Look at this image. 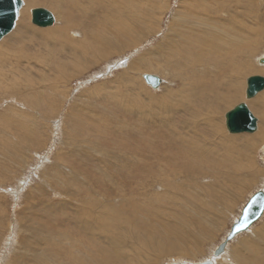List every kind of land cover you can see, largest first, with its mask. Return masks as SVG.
Returning a JSON list of instances; mask_svg holds the SVG:
<instances>
[{"label":"rangeland","instance_id":"rangeland-1","mask_svg":"<svg viewBox=\"0 0 264 264\" xmlns=\"http://www.w3.org/2000/svg\"><path fill=\"white\" fill-rule=\"evenodd\" d=\"M22 1V8L30 6L26 20L29 27L37 31H48L60 24L55 8L32 3L33 0ZM209 1L219 7H225V10L230 7L233 12L226 15L223 12L207 13L209 7L204 3L208 4ZM144 2L149 9L138 21L140 29H146L142 37L131 30L125 48L112 51L98 61L97 56L91 55L77 62L80 70L77 74L66 68L56 69L52 65L46 66L38 62L35 57H44L40 43H32L29 51L23 52L25 55L30 54L27 57L33 62L24 63L22 68H18L15 63L19 53H13L12 67L5 68L6 73L0 79V264H41L44 261V264H70L74 260L84 259L88 264H95L92 258L102 255L105 246L109 249L107 258L110 264H201L205 262H201L204 259L212 262L214 249L226 238L231 224L241 214L244 203L257 190L263 189L264 146H257L250 151L245 149L239 159L242 163L238 166L231 165L233 171L226 168L217 169L214 165L217 162L212 160L211 163H203V171L198 174L191 170L187 156L176 155L173 147L178 146L169 136L173 132L177 133V130L169 124L172 120L179 121L178 118L183 115L175 111L178 100L174 96L169 97L167 91L173 86L181 96L187 94L188 90L191 96H203L204 98H201L204 100L196 98V101L197 104L201 101L202 105L206 106V99L213 100L214 97L212 94L203 93L200 88L204 85L198 86V83H217L216 91L227 93L224 84L230 82L232 87H240L238 98L232 95L231 104L224 103L221 98L219 110L215 113L211 111V108H215L211 107L207 113H202V117L195 111L184 115L183 122L187 125L183 124L182 129L187 126L186 131L201 130V135L204 134L207 138L202 130L203 126L200 125V118L204 119L203 121L210 118L218 124L222 137L237 139L243 135L249 137L257 133L258 131L230 134L226 127L225 115L237 104L247 102L258 118V128L264 120V111L253 105L255 100H246L247 78L257 74L264 76V64L259 62V59L264 58V0H202L203 5L199 7L191 5L195 0H153L159 8H156V11L155 4L154 8H150V0ZM192 6L198 7L197 12L200 9L207 15H192ZM39 7L53 13L55 24L52 27L43 28L32 23L31 11ZM201 7H206V10ZM21 11L15 29L20 23ZM216 26L224 31H218ZM237 28L242 33L239 47L243 45V41L248 42L245 39L250 40L247 43L249 53L236 52L232 57L228 53L231 52L229 46L224 41L219 43L218 34L225 38L227 34H231L232 29ZM81 31V28L76 29L78 33ZM185 32H192L195 38L204 42L183 47L186 43L183 35ZM10 33L0 41V54L12 58L9 54ZM80 35L84 37L83 34ZM211 35L214 38L217 36L216 40H213ZM77 37L79 38V35ZM212 41L214 44L219 41L218 45L223 50L219 52L217 48H210ZM174 43H178V47L180 44L182 48H186L185 51H200L203 57L207 58V64H191V69H195L194 74L204 73L205 70L207 74V77L195 80L196 85L193 86L197 93L194 89L189 91L188 82L181 81L184 79L176 78L174 85L170 82L172 71L168 62L171 60V52L175 50L171 49V46H175ZM233 47L236 49L235 46L231 49ZM48 60L51 63L55 61L52 56H49ZM131 61L138 62L136 67L132 70L125 69ZM244 61L257 71L244 68ZM143 62L149 65L144 66ZM110 67L112 69H109ZM182 70L186 75L189 74L186 73L188 70ZM233 71L237 73L233 74ZM142 74L159 76L163 80L160 90H149ZM70 75L73 76L68 80ZM233 83H237L236 86ZM259 97H264V94ZM155 100L161 101L165 109L162 110V107L158 106L157 110L149 114L148 110ZM157 112L161 116L155 117ZM140 122H144L143 125L139 126ZM151 133L153 143L148 142ZM212 140L214 143L215 140ZM207 147L214 150L215 156H224L225 151L217 145ZM139 150L144 152L140 153ZM137 155L149 164L147 169L143 170L145 166L138 169L140 158ZM245 155L248 158L243 160ZM163 159H166L165 162L161 161ZM167 160L170 166L164 165ZM248 160L252 161L251 164L247 163ZM252 164H255L253 171H247ZM165 167V176L173 181H183V188L166 190L164 186L158 185L156 177L164 176L160 170ZM139 171L147 172L145 175H139ZM130 173H136V176H129ZM186 175L188 177L183 178ZM151 176L155 177L152 182L157 183L156 185L145 184ZM155 190L159 193L152 209L156 217L147 224L141 222L143 233L136 232L134 225L139 224L127 226L124 235L120 230L113 231L119 208L124 205V196L137 200L138 197L146 195L155 196ZM119 195L122 200L117 199ZM146 200L145 198L144 201L130 203L127 207L143 205ZM105 210L108 211L105 213ZM165 211L181 214L185 220L179 225V230L180 235L186 237L187 244L177 240V243H184L181 252L167 251L166 254H159L160 249L165 250V241L147 231L150 225L159 229L163 227ZM104 213H112L115 217L100 219ZM121 218L129 217L121 211ZM82 222L91 225V231L95 233L91 240L95 241L92 242L94 245L89 240L86 241L87 245L85 241L71 240L81 239L82 234L78 233L77 228ZM195 224L198 225L194 226ZM40 227L43 231V242L41 231L37 233ZM204 231H211L213 235L206 238ZM64 235L67 239L59 240V237ZM195 240L200 241L198 247L195 246ZM55 242L61 243L59 249L57 244L54 246ZM54 253L59 255L58 258ZM223 257L217 264H264V220L258 223L251 233L233 242Z\"/></svg>","mask_w":264,"mask_h":264},{"label":"bare ground","instance_id":"bare-ground-1","mask_svg":"<svg viewBox=\"0 0 264 264\" xmlns=\"http://www.w3.org/2000/svg\"><path fill=\"white\" fill-rule=\"evenodd\" d=\"M144 1L145 0H141V2H139L138 0H33L32 3L35 2L38 5H41V4L42 5H48V6H51V7L55 8L57 10L58 16L60 18V24L57 27H54L53 29L48 30V31H37V30L29 27V25L26 23L30 6H25L24 8H22L21 17H20V23H19V25H17L18 27L15 29V31L10 33V35H9L10 36L9 43H10V46H11V49L9 50V54H10V56H12V58L8 57L6 54H3V53L0 54V79L6 73L5 68H8L10 66L12 67V60H13V56H14L13 53H16V52L19 53V56H18L19 58H18L17 62H15V63H17V65H18L17 67L18 68L24 67V63L29 64V63L33 62V60H30V58L27 57L30 54L29 55H25V53H23L24 51L25 52L29 51L28 49L31 48V44L32 43H35V44L40 43L41 44V49L47 51V52H43V50H41V52H42L41 54L44 55V57L42 56L43 58H39V57H35L34 56L38 62H40L41 64L46 65V66L47 65H52L56 69H64V68H66L73 74H77L80 71L79 68H78L77 62L83 61V60L87 59L88 57H90L91 55L97 56V61H98L99 59H103V58L107 57V55L110 52H112V51H120V50H122L126 46V40H127L128 36H129V32L131 30H132L133 33H136L137 35H139L141 37H142V34L144 33V31L146 30V29H144V31L141 30L140 26L138 24V21L140 20V16L142 14H145V11L147 9H149L148 6H145L147 4ZM150 1L152 2V3H150L151 4L150 8H154L153 4H155L154 10L156 11V8H158L156 6V3L153 2V0H150ZM203 1H205V0H203ZM220 1L222 2V0H220ZM217 2H219V1H217ZM223 3H224V1L222 2V4ZM193 4L199 7V6L203 5V2H202V0H195V2L192 3L191 5H193ZM234 4L237 5L236 3H234ZM204 5H206V7H209V8H212V9L216 10V11H214V10L212 11L209 8H208V10H206V7H201L202 9L205 8L204 10H206L207 13L223 12L226 15V14H230V13L233 12V9L230 8V7L225 10L224 9L225 7H223V8L219 7L217 4H213L211 2L208 3V4L204 3ZM189 7H191V6H189ZM198 7L195 8L194 6H192V9H190V13L192 15H196V16H199V15L204 16L206 14V13H204L205 11L202 12L199 9V11H198L199 13H198L197 12ZM245 17H247V15ZM212 23H213V21H212ZM232 25H234L233 22H232ZM240 26H243V25L240 24ZM50 27H52V26H50ZM217 27L218 26H216V29H217ZM244 27L247 28L245 25H244ZM80 28H81L82 31H81V33L80 32L79 33L83 34L84 37H82L78 32H76V29H80ZM217 30L218 31L219 30L220 31H222V30L224 31L223 28H219ZM179 31H177V32H179ZM182 32H184V31H182ZM231 34H227L225 36V38H224V36H221V34H218V38L220 40V42L219 41L218 42L221 43V42L224 41L229 46V49L231 50V52H228V53L232 57L235 56L236 52L237 53L241 52L242 54H248L249 53V48H248L247 43L250 42V40L245 39V41H248V42L244 43V41H243V45H241V47H239V39H242V37H240V35H242L241 30L238 29V28L235 29V30L232 29ZM77 35H79V38L77 37ZM179 35L182 38V33H180ZM183 35H184V39H185V42H186L185 44L183 43L184 44L183 47H185V45L188 46L189 44L190 45H192V44L196 45V43L199 44V43L204 42L203 40H201L199 38H195V36L192 35V32H190V33H186L185 32V33H183ZM177 37H179V36H177ZM216 37L214 38L211 35V38L213 40H216ZM181 40H183V39H181ZM43 42H45L47 44H44ZM172 42H173V40H172ZM218 42H217V44H214V42L212 41L210 48L211 47H213L214 49L217 48L218 51L220 52L223 49L221 48V46L218 45ZM177 44L178 43H176V45ZM174 45H175V43H174ZM176 45L175 46H171V49L174 48L175 50L173 52H171V60L168 62V67L172 71L170 82L173 83V85H174L175 82H176V80H175L176 78H178L180 80L184 79V80H181V81L188 82V84H189L188 89L190 91V90L195 88L193 86V85H196L195 84V80L197 78H203L205 76V74H206V70L204 71V73H202V72L199 73L198 72V74H194V70L195 69H191V64L196 65V66L200 65L201 63L207 64V58L203 57V55H202V53L200 51H197V50H196L197 52L196 51H193V52L192 51H185L186 48L185 49L182 48L180 44H179V47L176 46ZM232 46H235L236 49L234 47H233V49H231ZM58 49H61L62 51H59ZM49 56H52V59H54L55 61L51 63V61H50L51 59L48 60ZM177 57H180L182 60H179ZM248 59H249V57H248ZM228 61H229V59H228ZM8 62H9V64H8ZM246 62L248 63V61H246ZM137 63L138 62H133L132 63V61H131V63L125 69L129 68L130 70H132V69H134L136 67ZM244 63H245V61H244ZM257 64H258V60H257ZM6 65H7V67H6ZM143 65L144 66H148L149 64L143 62ZM194 68H197V67L194 66ZM244 68L250 69V71H257L256 68H254V67L252 68L251 65H247L246 63L244 65ZM10 69H13V68H10ZM109 69H112V67H110ZM182 69L188 70V72L186 71V73H189V74L186 75L185 71H183ZM235 73H237V72L233 71V74H235ZM106 74H108V72ZM144 75H146V74H142V77H144ZM249 75H251V74H249ZM71 76H73V75H70L69 77H67V79L69 80ZM205 77H207V76H205ZM209 82H211V81H207V82H204V83H201V82L198 83V86H203L204 85L202 88H200L203 93L212 94L213 97H214L213 100L206 99V101L209 103V104L207 103L206 106L202 105L201 101L199 102V104H197V101H196V98H200V99L204 100L203 96H201L203 98L195 97V96H197V94H193L191 96V95L188 94V90H187V94L184 93L183 95L180 96V93L178 92V90H174L173 86L170 89H168V91H167L168 96L169 97L170 96H172V97L174 96V98H176L178 100V103H177L175 111L178 112V113H181L183 116L195 111L199 115V117L200 116L202 117V113H204V112L207 113L210 110L211 107L215 108V109L211 108V111L213 113H215V111L219 110L218 104H219V101L221 100V98L224 101V103H230V104H231L232 95L234 96V98H236V97L238 98L239 93H240V87H239V89H236L237 87H232V84L230 82H227L226 84H224L225 88H227L226 89L227 93H219L218 91H216L217 87H218V84L217 83L209 84ZM236 84L237 83H235L234 86H236ZM162 85H163V82L159 86L158 89H153V88L149 87L148 85H146V86L151 91H159L160 88L162 87ZM194 91H195V93L198 92L195 89H194ZM261 94H264V90L261 91L253 99H251V100H247L246 99V100L249 101V102H254V100H255V103H253V105L255 107H257L260 111H264V97H259ZM158 106H161L162 110L165 109V107L162 105L161 101L155 100V101L152 102V106L149 108L148 113L151 114L152 111L157 110ZM164 115H166V114H164ZM154 116L155 117L156 116H161V114L159 112H157ZM183 116L178 118V119H180L179 121L175 120V121H178V122H175V121L172 120V118H169V119L172 120L170 122V124L168 123L169 126H171L173 129L177 130V133L173 132L172 134H170L169 139L173 140L174 144L178 146V147H173V149H175L176 155L177 154H181V155L187 156L188 161H189L188 165L191 167V170L193 172H195V173L198 172V174H199L200 172H202L203 171L202 170L203 163L204 164L206 162L207 163H211L212 160H215V162H217L216 164L213 163L215 166H217L216 167L217 169H222V168L225 169L226 168L228 171H233V168L231 167V165L234 164V165L238 166V164L242 163L239 159L245 153V151H244L245 149H248V151H250L252 148H255L257 146H259V148L264 146V120L261 122L262 124H260V127L257 129L258 132L255 133L254 135H251L249 137H247V135H243V136H240L237 139H233V138L222 137L221 136L220 131H219L220 129H219V126L216 123V121L213 122V121L210 120V118H208L207 120L203 121L204 119L200 118V125L203 126L202 130L206 133V135H207V138H206L204 134L201 135V130H196V131L189 130V131H186V129L188 130L187 126H186V128L182 129L183 128V124H186L185 121L183 122ZM166 117H168V116L166 115ZM166 117L164 116L163 119H165ZM146 120H148V119H146ZM225 120H226V115H225ZM163 121L165 122V121H167V119L163 120ZM143 123L144 122H140L139 126L143 125ZM184 127H185V125H184ZM167 131H169V130H167ZM97 132L101 133L99 131H97ZM169 132H172V131H169ZM245 133H247V132H245ZM230 134H232V133H230ZM239 134H242V133H239ZM152 135H153V133L149 134V139H148L149 143H153ZM166 137H167V135H166ZM212 139L215 140L214 143H213ZM216 140H218V141H216ZM212 144L213 145H217L218 148H222L225 151V153L223 154L224 156L222 158H219V156L217 157V155L215 156V153L213 152L214 150H212L211 147H207L209 145H211L213 147ZM158 145H160V144H158ZM168 145H169V143H168ZM215 149H216V147H215ZM232 149H235V150L232 151ZM147 150H148V148H147ZM154 150H153V152H154ZM139 151H140V153L144 152L143 150H139ZM227 151H229L230 154H229V152L226 153ZM150 154H152V153H150ZM147 155H149V154H147ZM168 157H170V156L168 155ZM168 157L166 159H168ZM247 158H248L247 155L243 156V160H246ZM160 159H162V158H159V160ZM165 160L163 159L161 161L165 162ZM139 162L140 163L137 165L138 169H139V167L145 166V168L143 169V170H145V169H147L149 167V164H147L146 160H144L143 158H140ZM174 162L177 163L178 161L175 160ZM251 162H252L251 160H248L247 163L251 164ZM164 165L165 166H170L169 165V161L167 160V162ZM253 165H255V164H252L251 167H248L247 171H249V170L253 171V168H254ZM186 167L187 166H185V168ZM175 168H177V167H175ZM179 168L182 169L181 166ZM166 169L167 168L165 167V168H162L160 170L161 171V175H164V176L156 177V182L158 183V185L162 186V187L164 186L166 188V190L172 189V188H183V186H184L183 181H178V180L177 181H173L170 177L165 176ZM199 170H201V171H199ZM146 172L147 171H142V172H140L138 174L139 175L140 174L145 175ZM155 172H157V170H155ZM155 172H154V174H155ZM172 172H174V171H172ZM184 172H186V171H184ZM175 173H174V175H175ZM159 175L157 174V176H159ZM129 176H133L134 177V176H136V173H130ZM187 177H188L187 175L183 176V178H187ZM154 178L155 177L151 176V179L148 180L145 184L149 185L150 183H152V185H156L157 183L155 184V183L152 182V180ZM120 184L122 185V181H121ZM142 186H144V184H142ZM262 188L264 190V185L262 186ZM159 190H161V189H159ZM111 194L113 195L112 192H111ZM153 194H155V196L146 195V196H143V197H138L137 200H132L134 197H130L129 198V197H125L124 196L123 197L124 205H122V207L119 208L118 218L115 220V225L113 226V231H115V229H117V231L120 230V232H123V235H124V231L126 230L127 226L132 225V224H139V225H134L136 227V232L137 233H143L144 229L140 227L141 222L143 221V222H145L147 224L150 220H153L156 217L155 216V212H153L152 209L155 207L154 200L159 197V193H158L157 190H155V193H153ZM145 198L147 199L145 204H143V205H134V206H130L129 205L130 207L129 208L127 207L128 204L134 203V202L136 203L139 200L144 201ZM250 198H251V196L249 197V199ZM117 199L122 200V197L119 195V197H117ZM107 207H109V206H107ZM107 211L105 210L104 212L106 213ZM121 211L123 212L124 215H127L129 218L128 219H126V218L122 219L121 218ZM93 212H95V211H93ZM105 213H104V216H101L99 218L100 219H111V218L115 217L114 215H112V213L111 214L108 213L106 215H105ZM167 218H169V220H166ZM119 220H123V221L120 222ZM263 220H264V214L246 232L238 234L232 241H230L228 243L227 247H226L225 252L221 256H219V257L213 256L214 257L212 259L213 264H217V262L220 261L221 258H224L223 256L228 252V248L233 242H235L240 237L251 233L252 230L255 228V226L258 223H260L261 221H263ZM183 221H185V220H184V218L182 217L181 214H176V213H174L172 211H169V212L165 211L164 212V216H163V227L161 229L156 228L155 226H152V225H150L147 228V231L150 234H156V235L160 236L165 241L164 245H163L165 250L164 249H160L159 250V254H166L167 251H169V252L174 251L175 253H178V252H181L184 249V246H183L184 243L187 244L186 237H182L180 235V230H179V228H180L179 225L181 223H183ZM232 224H231V226H232ZM77 225H79V223ZM197 225L195 224L194 226H197ZM41 229L42 228L40 227L37 233H39L41 231V241H42L43 231ZM77 230H78V233L83 235V236L81 235V239H78V240L77 239H71V238H69V239L73 240L74 242H76V241H85V243H86V241H88V240L90 241V243L93 242V241L91 242V240H92V237L93 238L95 237L94 236L95 233L91 231V225L90 224H88L86 222H82V225L79 228H77ZM229 231H230V229H229ZM229 231L226 233V235H228ZM65 233H66V231H65ZM66 235L60 236L59 240L67 239L65 237ZM203 235H204V237L209 238L210 236L213 235V233L211 231H204ZM52 237H51V239H52ZM53 239H54V237H53ZM178 239L182 240L184 243L183 242L177 243ZM225 239H223V240H225ZM189 240H190V238H189ZM195 241L197 242V243L195 242V246L198 247L199 244H200L199 243L200 241H197V240H195ZM51 244H54V243H51ZM56 244H57V242H55L54 246ZM82 244H83V242H82ZM97 244H99V243H97ZM60 245H61V243L58 242V244L56 245V246H58V249H59ZM71 245H72V243H71ZM86 245H87V243H86ZM88 246H87V248H88ZM95 246H96V244H95ZM90 247L92 248V245ZM102 248H104V247H102ZM214 251H215V249H214ZM78 252H80V251L78 250ZM108 252H109V249L105 246L104 250L102 251V255L95 256V257L92 258V259H94L95 264H110V262H109V260L107 258ZM54 254H56V253H54ZM56 255H57V258H58L59 255L58 254H56ZM181 255H183V254H181ZM72 257H74V256H72ZM45 258H46V256H45ZM74 258H73V260H74ZM78 258L79 257L77 255V260H78ZM84 260H79V261L74 260L73 262L70 261L71 262L70 264H88L87 262H84ZM202 261H206V260L204 259V260H201V262ZM44 262H41V264H44ZM59 262H61V260ZM63 263H65V262H63ZM46 264H47V262H46ZM188 264H196V263L189 262Z\"/></svg>","mask_w":264,"mask_h":264},{"label":"water","instance_id":"water-1","mask_svg":"<svg viewBox=\"0 0 264 264\" xmlns=\"http://www.w3.org/2000/svg\"><path fill=\"white\" fill-rule=\"evenodd\" d=\"M23 7L22 0H0V41L15 29L20 11ZM32 23L38 27H50L55 24V17L46 8H34L31 11ZM264 64V58L259 59ZM145 82L153 89H158L163 80L154 74L144 75ZM264 90V76L253 75L247 78L246 99L251 100ZM226 127L232 134L254 133L258 129V118L253 114L247 102H241L226 113ZM264 214V190H257L245 203L238 219L232 224L224 241L215 249L214 256H221L230 241L238 234L246 232ZM188 264V262H185ZM198 264V263H196ZM201 264H213L205 261Z\"/></svg>","mask_w":264,"mask_h":264}]
</instances>
